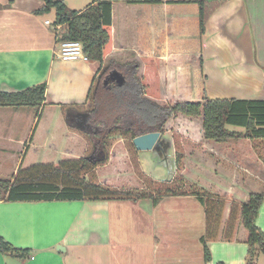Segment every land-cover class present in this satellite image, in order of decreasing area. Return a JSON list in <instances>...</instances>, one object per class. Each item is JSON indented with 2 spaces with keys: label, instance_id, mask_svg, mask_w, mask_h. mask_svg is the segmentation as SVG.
Masks as SVG:
<instances>
[{
  "label": "crops",
  "instance_id": "obj_1",
  "mask_svg": "<svg viewBox=\"0 0 264 264\" xmlns=\"http://www.w3.org/2000/svg\"><path fill=\"white\" fill-rule=\"evenodd\" d=\"M167 1H114L113 46L105 60L158 56L161 100L176 102L218 98L206 92L209 78L204 74L203 57H219L218 65L230 71L228 80L246 89L240 96L226 98L264 100V0H213L217 6L208 16L202 36L198 35L197 5ZM8 2L9 7L0 9V91H19L39 83L46 84V91L38 123L31 109L0 108V168L14 171L20 164L56 163L64 157L81 156L87 142L66 126L61 104L86 102L99 63L64 61L55 55L54 9L52 17L47 16L51 11L35 12L44 0H0L1 4ZM184 55L195 63L185 61ZM199 57L201 67L196 64ZM178 118L183 123L179 133L206 149L200 121ZM227 128L244 131L241 126ZM214 152L238 166L223 152ZM259 167L260 175L245 170L260 182L264 192V164ZM212 169L214 177L226 180L220 183L230 197L244 200L247 190L233 172ZM102 176L99 172L105 183L120 182ZM204 216L202 204L191 195L162 197L156 205L149 198L0 200V237L13 247L27 249L18 255L0 248V264H246L248 245L242 241H209L210 259L204 260L200 241ZM255 224L264 232V198Z\"/></svg>",
  "mask_w": 264,
  "mask_h": 264
},
{
  "label": "trees",
  "instance_id": "obj_2",
  "mask_svg": "<svg viewBox=\"0 0 264 264\" xmlns=\"http://www.w3.org/2000/svg\"><path fill=\"white\" fill-rule=\"evenodd\" d=\"M116 0H94L81 10L68 8L60 0H44L35 12L49 13L54 9V27L59 25L56 42L80 41L90 61L99 63L98 73L92 80L83 104H61L66 126L87 142L86 152L78 157H64L53 162L21 164L6 178L0 177V200L13 202L38 201H97L149 198L156 205L166 196H194L204 208V260L210 259L209 241H242L248 245L246 264H256L259 253L264 254V232L255 224L259 206L264 198L260 182L245 169L262 174L264 164L261 147L264 145V100L240 98H209L202 101L161 100V75L158 56L145 55L140 59L122 61L105 57L111 52L112 5ZM126 3H158L160 0H123ZM169 4L197 5L198 35L205 33L208 16L216 8L213 0H168ZM11 2L0 3V9ZM185 61H195L185 56ZM198 66H202L199 57ZM110 72H118L123 81L110 79ZM106 80V81H105ZM46 84L39 83L19 91H0L1 107H30L34 120L39 122L45 104ZM199 120V130L207 143L204 149L193 140L173 134L175 168L182 169L184 154L209 162L212 168L234 173L247 190L244 200L230 197L223 189L207 190L191 183L183 175L157 180L142 173L146 184L118 186L99 179L103 164L108 161L111 138L119 136L127 155L137 150L132 139L138 135L157 131L168 145L165 131L168 124L178 117ZM227 125L241 126L243 132L230 130ZM183 141V142H181ZM27 149H25L24 154ZM214 151H221L234 160L220 158ZM91 158L88 159L87 156ZM233 156V158H232ZM132 160V159H131ZM133 161V160H132ZM198 166V165H197ZM6 168V167H4ZM141 172V171H140ZM143 172V171H142ZM101 174V173H100ZM235 189V187H233ZM243 193L242 190H240ZM3 252L23 254L27 249L10 245L0 237Z\"/></svg>",
  "mask_w": 264,
  "mask_h": 264
},
{
  "label": "rangeland",
  "instance_id": "obj_3",
  "mask_svg": "<svg viewBox=\"0 0 264 264\" xmlns=\"http://www.w3.org/2000/svg\"><path fill=\"white\" fill-rule=\"evenodd\" d=\"M70 9H81L87 3L93 2L94 0H60ZM48 17L53 16V11L51 14L47 15ZM212 39V38H211ZM218 58H211L207 56L203 59L206 61V64H203L205 69L204 74L208 75L209 82L206 85V92L212 97L226 98V97H235L244 94V88L235 87L234 83L228 80L230 71L226 69V66L222 67L218 64ZM107 59L104 61V65ZM174 102V101H167ZM25 109H31L30 107H24ZM32 110V109H31ZM182 118H174L167 126L165 131V137L172 139L173 134L178 133L180 136H183L180 132V127H183L181 122ZM196 130V128H195ZM198 133V129H197ZM185 137V136H184ZM120 140L119 136H114L111 138V146L109 148V158L108 161L103 164L100 169L101 176H107L108 181H120L119 183H109V184H118V186H131L146 184V177L142 173L147 174L149 177L157 180L167 179L169 176V168L173 165L175 166V149L172 145V148L169 150V155L167 156V164L165 166L163 163H158L157 160L160 158L157 155H154L155 158H151L148 151H139L141 153L138 156L136 154V159L140 158L141 161L136 164L134 162L133 155H127L123 149V141ZM173 141V140H172ZM183 142V141H181ZM123 149V150H122ZM123 152H122V151ZM264 154V147L261 149ZM186 154V155H185ZM184 154V159L182 160L183 168L180 170L174 168L172 170V176L183 175L185 180L196 183L198 186L203 187L207 190H218L222 189L220 181L222 184H225L226 180L222 178L214 177V171L210 166L209 162H202L196 156H191L189 153ZM133 161H132V160ZM163 159V158H161ZM164 162L163 160H160ZM198 164V166H197ZM12 171L11 168H0V177L6 178L9 176V173ZM141 171V172H140ZM143 171V172H142ZM102 176V177H103ZM104 261V258H103ZM256 264H264V254L259 253L255 259Z\"/></svg>",
  "mask_w": 264,
  "mask_h": 264
},
{
  "label": "water",
  "instance_id": "obj_4",
  "mask_svg": "<svg viewBox=\"0 0 264 264\" xmlns=\"http://www.w3.org/2000/svg\"><path fill=\"white\" fill-rule=\"evenodd\" d=\"M109 76L115 79L118 83H121L123 81V77L119 75L118 72H110ZM163 140L164 137L160 132L153 131L134 137L132 139V143L137 151H148L151 155H154L157 151H160L162 149V146H164ZM172 145H173L172 139H168V145L165 147V152H164V154H166L167 156L169 155V150L172 148ZM161 156L163 157V154ZM87 158L90 159L91 155L87 156ZM174 168L175 166L173 163V165L169 168L168 178L172 177L171 173ZM57 249L59 250L60 247H57Z\"/></svg>",
  "mask_w": 264,
  "mask_h": 264
},
{
  "label": "built area",
  "instance_id": "obj_5",
  "mask_svg": "<svg viewBox=\"0 0 264 264\" xmlns=\"http://www.w3.org/2000/svg\"><path fill=\"white\" fill-rule=\"evenodd\" d=\"M46 24H50L49 20L45 21ZM59 25L55 26L54 29H59ZM55 55L64 61H75V60H88L87 55L83 50L82 43L75 40H66L59 42L55 49ZM34 257L32 256L31 259Z\"/></svg>",
  "mask_w": 264,
  "mask_h": 264
},
{
  "label": "flooded vegetation",
  "instance_id": "obj_6",
  "mask_svg": "<svg viewBox=\"0 0 264 264\" xmlns=\"http://www.w3.org/2000/svg\"><path fill=\"white\" fill-rule=\"evenodd\" d=\"M110 79H113V78L110 77ZM113 80H115V79H113ZM164 152H165V146H162V149L160 151H157L154 155H157L160 159L164 158V160L167 161V155L164 154ZM162 154H163V157L161 156Z\"/></svg>",
  "mask_w": 264,
  "mask_h": 264
}]
</instances>
